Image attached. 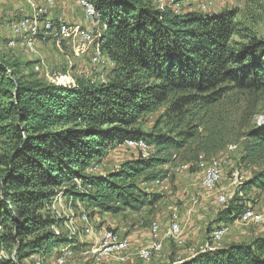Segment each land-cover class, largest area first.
<instances>
[{
    "label": "trees",
    "instance_id": "obj_1",
    "mask_svg": "<svg viewBox=\"0 0 264 264\" xmlns=\"http://www.w3.org/2000/svg\"><path fill=\"white\" fill-rule=\"evenodd\" d=\"M86 1L105 26L92 41L107 64L99 79L72 72V79L48 82L26 74L30 63L0 58V251L14 257L0 264L47 262L66 247L78 248L75 235L64 231L66 220L52 213L59 195L90 216L151 208L161 195L147 186L165 181L169 168L213 159L242 138L243 159L262 169L240 185L215 225L240 220L254 201L249 196L264 192V128L242 132L232 120L234 98L264 93L256 11L208 14L179 12L180 2ZM250 1L264 13V0ZM146 114H158L151 131L140 127ZM129 142H143L149 155L91 173ZM181 264H264V236Z\"/></svg>",
    "mask_w": 264,
    "mask_h": 264
},
{
    "label": "rangeland",
    "instance_id": "obj_2",
    "mask_svg": "<svg viewBox=\"0 0 264 264\" xmlns=\"http://www.w3.org/2000/svg\"><path fill=\"white\" fill-rule=\"evenodd\" d=\"M82 1L0 0V58L30 63L26 74L37 73L40 79L48 82L65 77L72 79V72L77 76L99 79V70L107 65L106 60L97 50L96 42L85 40L82 45V39L83 33L86 36L92 33L94 37L105 26H101L93 5L87 2L95 12L92 16ZM158 1L161 7L180 2L176 6L179 12L218 14L224 9L238 8L246 14L253 10L261 18L256 31L259 36L264 35V13L250 0ZM57 21L67 27L68 34L62 38L65 42L57 40L46 29L51 23L56 30ZM87 21L90 25L84 26ZM21 22L25 24L17 32L15 27ZM36 27L41 29V34L34 37L30 32ZM40 36H49L50 40L41 42ZM232 106L235 111L232 120L237 129L248 132L256 126L264 128V93L234 98ZM157 117L158 114L144 115L140 127L151 131ZM244 141L242 138L240 144L227 147L213 159L205 160L201 156L197 162L178 163L169 168V177L165 181L147 186L150 192L160 194L161 200L138 212L90 216L81 204L74 207L59 195L52 203V213L56 218L66 220L64 231L75 235L78 248L66 247L70 255L65 253V248L63 253L47 262L32 257L24 264H61L59 259L63 256L62 264H181L206 251L252 243L263 237L264 192H253L249 196L254 201L249 203L252 213L246 219L243 215L235 223L215 225L218 213L231 201L240 185L262 169V165L243 159ZM2 148L0 140V153ZM142 153L148 156L150 148L141 149L127 143L112 151L91 173L106 174ZM207 170H216L219 175L216 181L211 177L210 184L206 182ZM106 235L112 236L110 242L124 246L119 250L105 251ZM10 258L14 257L0 251V259Z\"/></svg>",
    "mask_w": 264,
    "mask_h": 264
},
{
    "label": "bare ground",
    "instance_id": "obj_3",
    "mask_svg": "<svg viewBox=\"0 0 264 264\" xmlns=\"http://www.w3.org/2000/svg\"><path fill=\"white\" fill-rule=\"evenodd\" d=\"M82 3H83V1H82ZM81 4V3H80ZM88 4V3H87ZM84 5V4H83ZM82 5V6H83ZM84 8H85V5H84ZM93 7L91 6V5H89L88 4V10L90 9V11L92 12V16L95 14V12H94V10L92 9ZM25 23H20L17 27H15V29H16V31L17 32H19L20 31V29H19V27L20 26H22V25H24ZM45 24V23H44ZM54 25H55V23H54ZM46 29L47 30H50L51 31V33H52V35H53V37H55V38H59L60 40H62V38H65L66 36H67V34H68V31H67V27L65 26V25H60L59 27H58V29H56V30H54L55 29V27H54V29H53V26L51 25V23H48L47 25H46ZM31 29V28H30ZM33 29V28H32ZM31 29V30H32ZM36 29H37V27L34 29V30H32L30 33L32 34V35H37L38 33H40V30L41 29H37L38 31H36ZM44 29H45V27H44ZM51 29H53V30H51ZM45 32V31H44ZM41 34V33H40ZM44 35H47V32L46 33H44ZM92 39H93V37H92V33H90L88 36H86V40H88V41H92ZM93 41H94V39H93ZM133 142H129V144L130 145H134V144H132ZM134 146H137V147H140L141 149H145V148H147V146L143 143V142H137V145H134ZM234 147V146H233ZM214 164V163H213ZM204 166V165H203ZM215 168V167H214ZM210 172H216V173H214L213 174V176H207V179H206V182L208 183V184H210L209 183V181H210V179H211V177H213L214 178V180L216 181V179L218 178V171H216V170H207V175L210 173ZM206 178V177H205ZM211 188H212V185H211ZM225 203V202H224ZM252 212H251V210H248L245 214H244V218L246 219L247 217H248V215L249 214H251ZM253 217V216H252ZM256 217V216H255ZM258 217V216H257ZM156 228V227H155ZM178 233H179V231H177ZM173 234H175V232L173 233ZM107 237H106V244L103 246V248H104V250L105 251H114V250H119V249H121L123 246H124V244H118V243H116V242H110L109 241V239L112 237L111 235H106ZM155 236V235H154ZM111 241H113V240H111ZM109 243H112V247H110V244ZM66 251H65V253L67 254V255H70V252H68V250H69V248H66L65 249ZM145 254H148L147 252H144ZM150 254V253H149ZM63 258H65V256H63V257H61L60 259H59V263H63L64 262V259Z\"/></svg>",
    "mask_w": 264,
    "mask_h": 264
},
{
    "label": "built area",
    "instance_id": "obj_4",
    "mask_svg": "<svg viewBox=\"0 0 264 264\" xmlns=\"http://www.w3.org/2000/svg\"><path fill=\"white\" fill-rule=\"evenodd\" d=\"M83 4H84V5L87 7V9H88V4H87V1H86V0L83 1ZM89 11H90V9H89ZM49 20H51V19H49ZM85 40H86V33H83L82 45L85 44ZM132 144L137 145V142H133ZM214 173H216V172H210L208 175H206V177H207V176H213ZM119 244L121 245V243H119ZM110 247H112V243H110ZM63 259H65V258H63Z\"/></svg>",
    "mask_w": 264,
    "mask_h": 264
},
{
    "label": "crops",
    "instance_id": "obj_5",
    "mask_svg": "<svg viewBox=\"0 0 264 264\" xmlns=\"http://www.w3.org/2000/svg\"><path fill=\"white\" fill-rule=\"evenodd\" d=\"M85 24H89V25H90V23H89L88 21L84 23V26H86ZM89 25H88V26H89ZM91 26H92V24H91ZM89 27H90V26H89Z\"/></svg>",
    "mask_w": 264,
    "mask_h": 264
}]
</instances>
